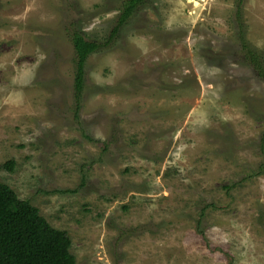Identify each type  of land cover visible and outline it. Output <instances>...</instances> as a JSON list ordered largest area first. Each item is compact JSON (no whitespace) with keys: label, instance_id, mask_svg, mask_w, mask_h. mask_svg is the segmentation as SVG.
<instances>
[{"label":"rangeland","instance_id":"1","mask_svg":"<svg viewBox=\"0 0 264 264\" xmlns=\"http://www.w3.org/2000/svg\"><path fill=\"white\" fill-rule=\"evenodd\" d=\"M0 0V183L77 264H264V0ZM74 31L99 43L77 98Z\"/></svg>","mask_w":264,"mask_h":264},{"label":"trees","instance_id":"2","mask_svg":"<svg viewBox=\"0 0 264 264\" xmlns=\"http://www.w3.org/2000/svg\"><path fill=\"white\" fill-rule=\"evenodd\" d=\"M147 2L126 0L118 24L109 41L119 34L120 28ZM243 0L240 1V4ZM238 41L256 76L264 81V55L251 49L237 9ZM71 41L77 55L75 93L78 98L84 88L88 58L100 49V44L74 31ZM15 163L7 162L0 170H14ZM72 240L66 231L54 228L29 200L19 196L8 185L0 183V264H77L71 252Z\"/></svg>","mask_w":264,"mask_h":264}]
</instances>
